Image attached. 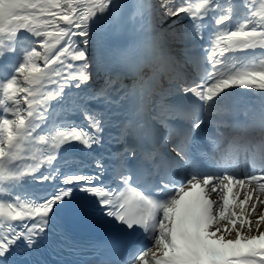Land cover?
<instances>
[{
    "label": "snow or ice",
    "instance_id": "1",
    "mask_svg": "<svg viewBox=\"0 0 264 264\" xmlns=\"http://www.w3.org/2000/svg\"><path fill=\"white\" fill-rule=\"evenodd\" d=\"M262 206L264 0H0V264H264Z\"/></svg>",
    "mask_w": 264,
    "mask_h": 264
},
{
    "label": "rangeland",
    "instance_id": "2",
    "mask_svg": "<svg viewBox=\"0 0 264 264\" xmlns=\"http://www.w3.org/2000/svg\"><path fill=\"white\" fill-rule=\"evenodd\" d=\"M261 209H259L261 212H264V206L260 207ZM263 208V210H262Z\"/></svg>",
    "mask_w": 264,
    "mask_h": 264
},
{
    "label": "bare ground",
    "instance_id": "3",
    "mask_svg": "<svg viewBox=\"0 0 264 264\" xmlns=\"http://www.w3.org/2000/svg\"><path fill=\"white\" fill-rule=\"evenodd\" d=\"M261 209V208H260ZM262 210H263V208H262Z\"/></svg>",
    "mask_w": 264,
    "mask_h": 264
}]
</instances>
